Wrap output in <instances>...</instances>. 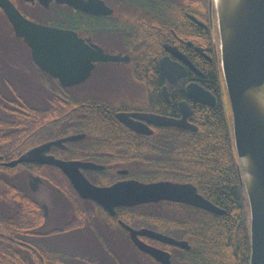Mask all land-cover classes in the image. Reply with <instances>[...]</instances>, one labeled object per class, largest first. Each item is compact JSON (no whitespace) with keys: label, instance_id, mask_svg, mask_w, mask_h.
<instances>
[{"label":"flooded vegetation","instance_id":"af4514ba","mask_svg":"<svg viewBox=\"0 0 264 264\" xmlns=\"http://www.w3.org/2000/svg\"><path fill=\"white\" fill-rule=\"evenodd\" d=\"M9 1L21 15L33 22L74 30L88 44L95 43L100 46L103 52L128 55L127 61L94 63L90 75L83 82L92 75L97 65H115L116 67L124 68L123 63H127L130 60L127 52L130 50L134 54L136 53L138 60H142L144 58V51L149 50L156 60V71H154V74L156 73L160 80L159 92L165 101L163 102L162 100L163 104H150L152 100L148 97L147 83L145 82L142 85L138 82L140 88L136 90V93H133V95L129 93L126 97H119V99L112 102L114 106L110 104H63L61 107L62 115L58 116L57 104H8L14 101L18 103L19 97H23V85L20 78L24 70L30 69L28 63H31L32 70L36 71L35 75L42 78V86L46 92H55L56 82L59 83V81L36 65L32 58L31 50L23 38L4 36L5 43L0 38V93L6 101V104H0V169H7L5 172L0 170V173L5 177L4 181L6 184L11 179L10 181L14 185L17 195L22 200H26V203L32 205L33 208V212L30 215L22 216L21 214L11 212L14 205L8 202L9 198L7 196L4 201L0 202V216L4 220L2 229L0 228V258L3 259L1 264H56L58 262L64 264H112V254L115 253L113 240H116V236L122 233L116 229L118 226L125 230L126 239L132 242L128 229L120 221L128 223L116 216V209L119 206H122V208L132 206H115L114 213H109L95 201L85 199L89 202L87 204L92 207L93 212L84 214V223L70 230L56 231L65 221L73 217V209L65 201L60 190L52 182L45 180L39 173L41 167L53 166L55 168L56 166L39 161H23L14 166H6L2 163L16 159L41 144L59 140L71 134L83 133L84 136L79 139L65 140L59 144H50L42 152V155H52L56 158L67 160L92 161L101 164L102 168L81 169V171L93 184L107 186L117 181L132 179L134 177L130 176L127 167L105 164L79 157L87 151L91 150L93 152L97 142H94V138L86 140V133L84 131L68 132L74 123L93 124L91 120L94 119L90 117V112H94L93 108H103L107 113L113 114V118L117 121L124 134L108 135L109 138L107 140L113 141L118 139L125 146H129L134 141V138L143 139V137L153 134L155 130L167 126L193 129L175 125H156L145 119L131 115L134 121H140L151 129L150 133H144L136 131L123 123L116 117L117 112L152 113L176 119H180L183 112H186L187 121L191 123L190 117L193 114V104L199 102L200 104L212 106V108L219 104L224 109L226 120L230 119L232 124L230 100L220 69L218 25L214 4L212 2L210 8L209 0H171L174 3L173 8L180 10L186 7L185 15L193 22L197 29L195 32H187L188 37H186L184 35V32H186L184 31L185 24L179 18V15L172 16V19L169 17V0H102L112 10L111 13L105 14L88 13L65 3H58L55 0H48L46 4L41 3L39 0ZM138 2L145 3L147 6H134ZM160 2L159 6L158 3ZM144 7L146 10H144ZM170 26L176 29V31L171 29L173 36L171 41L168 39ZM0 28H10L14 33L12 24L1 7ZM6 44H18L21 52L25 51V57L28 61H23L21 57L19 60L4 58L6 51V46L4 45ZM165 57H168L172 62L174 72H176L177 68H182L184 75L176 78L175 81H170L162 72L159 64ZM209 70H212L211 79L207 77V71ZM131 72L135 73L136 69H132ZM149 75L153 76V73L149 72ZM83 82L71 86L59 84L66 89L72 90ZM189 83H197L208 90L214 96L215 103L211 105L189 97L186 89ZM125 138L127 139L121 141V139ZM99 155L105 161L115 156L114 153L107 151ZM8 168L12 169L10 173L8 172ZM51 176L55 180L54 172ZM34 178H37V181ZM41 189L49 196H54L60 208L62 201L66 203L67 212L69 211L70 213L71 211L68 219L61 221L56 226L49 225L48 202H50V199L40 196ZM161 202L165 204H163L165 207L161 211V215H163L162 220L157 224L160 229L155 226L140 227H147L188 242L187 239L177 236H179V232H184L185 218L190 221L189 223L196 224V215L186 214L184 210L186 207L195 206L169 200H159L157 202H149L148 204H159ZM66 208L64 206V213H66ZM152 208L154 210V206ZM97 209H103L106 213L102 214ZM103 215L106 218L102 217ZM151 215L152 209L148 213V217L151 218ZM13 218H17L16 224L9 222V219ZM150 222H152V219H150ZM24 225H28V227ZM128 225L140 228L131 224ZM168 229L175 231V233H172L175 236L171 235V233L169 234L170 231ZM73 231H79L78 233L82 234L88 233L95 237L96 242L91 243L94 255L87 256L82 251V253L79 251L74 255H68V251L65 248L57 246L53 241L55 238L68 236V233ZM140 238L148 244L167 251L170 254L171 264H173L176 258H183L184 252L190 248L189 242L188 248H182L169 244L164 246L161 245L163 242L146 236H141ZM133 246L137 248L134 244ZM127 247L130 248L131 246L128 244ZM131 249V255L135 263L144 264L136 260L138 258L136 250L132 247ZM137 250L139 249L137 248ZM99 252H104L105 254H99L100 256H98L97 253ZM147 255L154 260H147V264H162L151 255ZM68 257H71V259ZM113 260H116L114 256ZM176 264L198 263L178 261Z\"/></svg>","mask_w":264,"mask_h":264},{"label":"water","instance_id":"95a60500","mask_svg":"<svg viewBox=\"0 0 264 264\" xmlns=\"http://www.w3.org/2000/svg\"><path fill=\"white\" fill-rule=\"evenodd\" d=\"M39 1L46 4L48 0ZM55 1L93 14L112 11L102 0ZM209 2L210 8L213 2L217 16L220 69L230 100L233 146L240 186L248 201L249 264H264V0ZM0 7L12 24L15 36L23 38L30 48L36 65L57 78L63 86L83 82L96 62L128 60L126 54L106 53L97 44H88L74 30L42 25L25 18L9 0H0ZM159 64L170 81L184 75L182 68H177L174 72L168 57L163 58ZM186 89L188 96L197 101L211 105L215 103L214 96L197 83H189ZM131 115L156 125L196 129L194 124L187 121L186 112H183L180 119L152 113H116V117L132 129L144 133L151 132L146 124L134 121ZM83 136V133L71 134L41 144L2 164L14 166L23 161H39L54 165L66 175L80 197L95 201L109 213H114L115 206H134L159 200L182 202L213 213H225L223 208L200 194L191 182L140 181L132 178L99 186L90 182L81 169H99L102 168L101 164L42 155L50 144H59L61 141L75 140ZM34 180L37 181V178ZM120 222L128 229L133 244L162 264H171L170 254L146 243L141 236L182 248L189 246L184 239H176L147 227L134 228Z\"/></svg>","mask_w":264,"mask_h":264},{"label":"trees","instance_id":"16d2710c","mask_svg":"<svg viewBox=\"0 0 264 264\" xmlns=\"http://www.w3.org/2000/svg\"><path fill=\"white\" fill-rule=\"evenodd\" d=\"M136 4L134 5L136 7L147 6L145 3L140 2ZM173 4L171 0L168 1L169 17L172 19V16L179 15V18L185 24L184 31L186 32H184V35L188 37L187 32H195L197 29L185 15L186 7L178 10L172 7ZM144 10H146L145 7ZM171 29L176 31L174 27H169V41L173 38ZM11 33L13 34L12 30ZM127 52L130 60L123 63V70H130V72L125 71V74L133 77L142 85L145 82L147 83L148 97L152 100L150 104H163L162 100L165 101L159 92L160 80L156 73L154 74V71H156L154 55L149 50H145L143 53L144 58L138 60L136 53L134 54L131 50ZM134 68L136 69L135 73L131 72ZM149 72H152L153 76H150ZM207 72V77L211 79L212 70ZM117 98L118 96L97 97L89 93L76 92V90L66 89L56 82L55 92H47L43 103H34L25 97H19L18 103L14 101L8 104H57V115L61 116L63 104H110L114 106L112 102ZM198 103L193 104V114L190 117V122L196 126V130L167 126L155 130L153 134L143 137V139L134 138L129 146L120 143L118 139L107 140L108 135L124 133L113 118V114L107 113L103 108L92 109L94 112L90 114V117L94 119L91 120L93 124L74 123L68 132L84 131L86 140L94 138V142H97L93 152L91 150L87 151L84 155L79 156L81 158L127 167L130 176L140 181L172 180L191 182L200 194L225 210V213L218 214L196 206L184 208L186 214L196 215L197 222L193 224L189 223L190 221L187 218L184 219V232H179L177 237L187 239L190 248L184 252L183 258H176L173 264L178 261L197 262L198 264H249L250 237L247 224L249 209L245 191L240 186L233 146L232 124L230 119L226 120L224 109L219 104L212 108V106ZM0 104H6L1 93ZM104 151L114 153L115 156L105 161L99 155ZM52 167H41L39 173L45 180L52 182L60 190L65 201L73 209V217L65 221L56 231L79 227L84 223V214L93 212L92 207L87 204L89 203L87 200L78 196L67 177L58 168ZM0 170L5 172L7 169L1 168ZM10 171L12 169L8 168L9 173ZM53 172L55 180L51 176ZM4 180L5 177L0 173V202L4 201L7 196L9 198L8 202L14 205L11 210L12 213L21 214L22 216L30 215L33 212L32 205L26 203V200H22L17 195L16 189L10 181L11 179L8 180L7 184ZM163 204V202L159 204L145 203L128 208L119 206L115 214L133 226H155L160 229L157 224L160 223L163 217L161 215V211L165 207V204ZM153 206L154 210L150 218L148 213ZM97 211L102 214L106 213L103 209H97ZM102 217L106 218L104 215ZM150 219H152V222H150ZM3 221L0 216L1 229ZM9 222L16 224L17 218L9 219ZM24 226L28 227V225ZM116 229L123 234L126 233L119 226ZM168 230L170 231L169 234L174 235L172 233H175V231ZM126 240L136 250L138 257L136 260L138 262L147 264V260L154 261L146 253L137 250L129 239ZM161 245L168 244L163 243ZM1 261H3L2 258H0V264Z\"/></svg>","mask_w":264,"mask_h":264},{"label":"rangeland","instance_id":"374dc122","mask_svg":"<svg viewBox=\"0 0 264 264\" xmlns=\"http://www.w3.org/2000/svg\"><path fill=\"white\" fill-rule=\"evenodd\" d=\"M4 36L13 37L15 35L14 33L13 34L11 33L10 28L8 29L0 28V38H2V42L5 43V40L3 39ZM7 42L9 41L7 40ZM4 46H6L4 58H7L8 60L11 59L19 60L21 57L23 61H28V59L25 57V51L21 52L18 44H9V45L6 44ZM22 54L24 55L22 56ZM28 65L30 69H27L26 71L24 70V73L20 78L21 83L23 85V97L34 103H43L44 97L46 96L47 92L42 86V78L41 77L39 78L38 76L35 75L36 71L32 70L33 67L31 63H28ZM123 69H124L123 67L119 68L116 67L115 65H106V66L97 65L92 75L85 82L73 88V91L76 90V92L79 91V92L89 93L90 95H95L97 97L118 96L117 99H119V97L122 96L126 97L129 95V93L133 95V93H136V90L140 88V85L133 77L127 76L124 73L125 71ZM90 114H92V112H90ZM44 192L45 191L41 189L40 196L43 198L47 197L50 199V202H48L49 223H50L49 225L50 226L59 225L61 221L69 218L71 211L70 213L69 211L67 212V208L65 205L66 203L64 201L61 202V208H60L58 203L56 202V198L54 196H49L47 193ZM64 206L66 208V213H64L63 211ZM151 209L153 211V208ZM78 232L79 231L70 232L68 233L69 234L68 236L58 237L57 239L55 238L53 241L57 244V246L65 248L68 251V255H74L79 251L84 252L85 255L87 256L94 255L91 243L96 242L95 237L91 236L88 233L82 234ZM113 242H114L113 248L115 249V253L112 254V261H111L112 264H136L135 260L131 255L132 254L131 247L130 248L127 247L128 244L125 234L119 233L116 236V240H113ZM97 254L98 256H100L99 254H105V253L99 252ZM113 256L116 258V260H113ZM68 258L71 259V257ZM118 259H120V261H118Z\"/></svg>","mask_w":264,"mask_h":264}]
</instances>
